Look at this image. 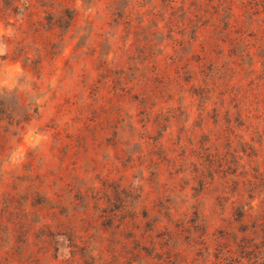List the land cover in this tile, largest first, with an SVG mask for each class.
I'll list each match as a JSON object with an SVG mask.
<instances>
[{
	"label": "rangeland",
	"instance_id": "374dc122",
	"mask_svg": "<svg viewBox=\"0 0 264 264\" xmlns=\"http://www.w3.org/2000/svg\"><path fill=\"white\" fill-rule=\"evenodd\" d=\"M31 3L0 0V264H264V0Z\"/></svg>",
	"mask_w": 264,
	"mask_h": 264
},
{
	"label": "trees",
	"instance_id": "16d2710c",
	"mask_svg": "<svg viewBox=\"0 0 264 264\" xmlns=\"http://www.w3.org/2000/svg\"><path fill=\"white\" fill-rule=\"evenodd\" d=\"M31 4H32V3H31V0H22V7H23L24 11H28L29 8H30V6H31ZM63 12H64V15H65L66 18H70V15H69L67 9H64ZM30 24H33V23H30ZM7 93H8V92H4L3 94L8 95ZM0 104H1V103H0ZM27 114H28V115H27ZM24 115H26L25 117H27V116L30 115V113L26 112Z\"/></svg>",
	"mask_w": 264,
	"mask_h": 264
}]
</instances>
